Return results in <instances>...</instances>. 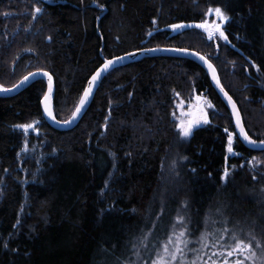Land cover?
<instances>
[{
    "label": "trees",
    "instance_id": "obj_1",
    "mask_svg": "<svg viewBox=\"0 0 264 264\" xmlns=\"http://www.w3.org/2000/svg\"><path fill=\"white\" fill-rule=\"evenodd\" d=\"M215 8L227 19V39L192 26ZM182 24L189 27L171 32ZM164 48L206 58L248 136L264 140V0H0V88L49 73L61 122L104 59ZM44 92L37 81L0 98V264H126L145 238L140 264H148L178 234L189 262L198 250L238 240L264 251V202L256 203L264 200V171L237 169L264 164V151L239 142L197 64L150 57L114 69L68 132L45 123ZM195 96L212 111L179 144L174 101ZM31 121L37 135L26 137L22 126ZM227 167L236 170L224 184ZM165 170L175 190L160 197Z\"/></svg>",
    "mask_w": 264,
    "mask_h": 264
},
{
    "label": "rangeland",
    "instance_id": "obj_2",
    "mask_svg": "<svg viewBox=\"0 0 264 264\" xmlns=\"http://www.w3.org/2000/svg\"><path fill=\"white\" fill-rule=\"evenodd\" d=\"M214 10V9H212ZM36 12V11H35ZM226 20L219 19L214 11L213 12H207L204 20L201 23L193 24L192 26L202 30L206 35H209L210 32H212L211 38L218 37L222 40L223 37L220 36V33L215 31L216 26H219L220 31L223 32L224 25L226 23ZM199 25H204V27H198ZM171 27V32H178L186 27ZM191 26V25H190ZM207 28V30H206ZM200 97H193L191 100H185L182 101L179 98H176L174 101V111L172 114V118L176 122V130H177V137L176 142L182 143L189 140L193 129H196L198 127H202L207 125L208 123V112L212 111V106L210 105L209 101L205 99V101H199L198 99ZM201 105V106H200ZM200 106L199 111H195V109ZM71 116V115H70ZM70 118V117H69ZM68 120V119H67ZM205 120L207 122H205ZM64 122V121H63ZM25 125H31L32 127H29L27 131H25L24 127ZM35 122L31 121L29 123H26L22 126V129L25 131V136L28 137L30 134H36L37 131H35L34 128ZM191 128L190 134L188 136H184L182 132V128ZM34 130V132H33ZM231 136V146L233 148V135H229V138ZM229 138L227 141L226 151L229 155H232V152L228 151L229 147ZM29 156H31L29 154ZM169 158V157H167ZM168 160V159H167ZM166 162V161H165ZM249 164H246L245 162H242L237 169L243 170L245 168H254V166L257 168V172L260 174L262 171H264V164H261L257 162V160H250ZM165 168V167H164ZM235 167H227L222 175V183H226L227 177L235 171ZM167 170L163 173V178L160 180V188H159V196L160 197H167L169 194V189L173 188V186H169V180L167 175ZM169 172V170H168ZM227 173V175H226ZM164 188V189H162ZM175 190V188H173ZM247 196H252V192H245ZM161 200V199H159ZM156 201V200H155ZM256 203H263L264 200L262 198L256 199ZM176 235V238L172 239L171 237L167 239V241L163 244H160L159 247L156 250L155 255L150 259V262L148 264H236L237 261H243V264H264V251L254 248L253 245L250 243V241L247 240H238V242H243L241 245L244 247L243 253L236 251L237 244H234L230 246L229 248H220L218 249L216 246L211 247L210 249H201L198 250L197 254L195 255L194 259L192 261H187V258H182V254L180 253V247L183 245L182 240ZM145 239H143L142 242H140V245L134 250V254L131 260H129L126 264H140L144 260V253H145ZM247 245H251V248H247ZM183 250V246L181 247ZM201 252V253H200ZM232 253V255H229V253ZM245 257H248V259H245ZM146 264V261H144Z\"/></svg>",
    "mask_w": 264,
    "mask_h": 264
},
{
    "label": "water",
    "instance_id": "obj_3",
    "mask_svg": "<svg viewBox=\"0 0 264 264\" xmlns=\"http://www.w3.org/2000/svg\"><path fill=\"white\" fill-rule=\"evenodd\" d=\"M150 57H167V58H175V59H187L195 64H197L201 69L204 70L213 90L215 91L218 98L221 100L223 105L226 107L227 111L230 114L233 128L236 134L237 139L239 142L248 150L253 152H262L264 151V140H254L250 136L249 139L251 141H255V145L252 143H249L248 140H245L244 135L241 134L240 128L243 127V123L240 117V113L238 110L237 105L235 102L231 99V102L229 101L230 95L222 88V86L219 83L218 75L213 67V65L202 55H200L197 52L186 50V49H148V50H141L133 53H129L123 56L114 57L110 59H104L101 64L98 66V68L92 73V76L89 80V84L85 91L82 94V97L80 98V101L73 112L71 118L65 122V123H59L55 120L53 115V102H52V94H53V80L49 73L45 71H34L31 74L27 75L24 79L20 80L16 85H14L11 88L2 89L0 88V98H11L16 95H18L20 92L28 88L31 84L37 82V81H43L46 84V91L41 99V112L43 115L44 120L47 122V124L55 130L58 131H69L73 130L81 118L84 116V114L87 112L96 91L98 90L99 86L101 85L102 81L105 79V77L114 69L119 67H125L132 62L136 61L137 59L142 58H150ZM203 57V59H201ZM109 61H112L113 63L108 68L107 71H101L106 64L109 63ZM211 66V67H209ZM100 72L99 77L94 81L93 77L96 76V74ZM45 73L47 75H45ZM49 77L51 79H49ZM27 78V79H26ZM85 93H87V97L85 98ZM47 98V99H46ZM231 98V97H230ZM81 101H84L83 104H81ZM235 105V107H233ZM79 109V111H77ZM200 107L196 108V111H198ZM245 130V129H244ZM246 132V131H245Z\"/></svg>",
    "mask_w": 264,
    "mask_h": 264
},
{
    "label": "snow or ice",
    "instance_id": "obj_4",
    "mask_svg": "<svg viewBox=\"0 0 264 264\" xmlns=\"http://www.w3.org/2000/svg\"><path fill=\"white\" fill-rule=\"evenodd\" d=\"M213 11H214L215 15L219 19L226 20V17L224 15L223 11L220 8H215L214 10H212V9L209 10L210 13L213 12ZM36 12L39 13L40 12V9L37 8L36 9ZM174 27L179 28V27H183V26L182 25H176ZM198 27H204V25H199ZM206 30H207V28H206ZM215 31L219 32L221 37H223L224 39H227V37L224 36V33L222 31H220L219 26H216ZM211 35H212V32L209 33V36L210 37H211ZM201 59H203V57H201ZM112 63H113L112 61H109V63L106 64L101 71H107L108 68L111 66ZM209 67H211V66H209ZM45 75H47V74L45 73ZM99 75H100V72H98L96 74V76L93 77V80L95 81L97 79V77H99ZM49 79H51V78L49 77ZM87 95L88 94L85 93V98L87 97ZM229 101L231 102V98L230 97H229ZM83 103H84V101H81V104H83ZM233 107H235V105H233ZM77 111H79V109H77ZM205 122H207V121L205 120ZM23 127H24L25 131H27L28 128L29 127H32V126L31 125H25ZM190 131H191V128L190 127H188V128H182V132H183V135L184 136H188L190 134ZM240 132H241V134L244 135L245 140H248L249 143H252V144L255 145V141H251L249 139V137L247 136V133L245 132V130H244L243 127L240 128ZM231 143H232V141H231V136H230V138H229V147H228V151L229 152H232L233 151L232 146H231ZM226 175H227V173H226ZM181 235H183V233ZM233 239H237V237L233 236ZM242 244H243V242H238L237 247H236L235 250L238 251V252L243 253L244 247L241 246ZM246 247L250 249L251 248V245H247ZM229 255H232V253L230 252ZM245 259H248V257H245ZM236 264H243V261H237Z\"/></svg>",
    "mask_w": 264,
    "mask_h": 264
},
{
    "label": "bare ground",
    "instance_id": "obj_5",
    "mask_svg": "<svg viewBox=\"0 0 264 264\" xmlns=\"http://www.w3.org/2000/svg\"><path fill=\"white\" fill-rule=\"evenodd\" d=\"M33 72H34V71H33ZM31 73H32V72H31ZM31 73H29V74H31ZM29 74H27V75H29ZM27 75H26V76H27ZM26 76H25V77H26ZM50 76H51V75H50ZM91 76H92V74L90 75V77H89V79H88V81H87V84H86V86H85V89L87 88V86H88V84H89V80H90ZM25 77H23L22 79H24ZM51 78H52V77H51ZM22 79H21V80H22ZM52 80H53V79H52ZM42 82H43V81H42ZM17 83H18V82H17ZM17 83H16V84H17ZM16 84H15V85H16ZM85 89H84V91H85ZM53 90H54V82H53ZM45 91H46V84H45ZM84 91H83V92H84ZM20 93H21V92H20ZM44 93H45V92H44ZM82 94H83V93H82ZM81 97H82V95H81ZM81 97H80V98H81ZM79 101H80V99H79ZM78 103H79V102H78ZM77 105H78V104H77ZM76 107H77V106H76ZM76 107H75V109H76ZM75 109H74V111H75ZM74 111H73V112H74ZM53 112H54V111H53ZM72 114H73V113H72ZM53 115H54V113H53ZM42 116H43V115H42ZM71 116H72V115H71ZM71 116H70V118H71ZM54 118H55V115H54ZM70 118H69V119H70ZM43 119H44V118H43ZM69 119H68V120H69ZM55 120H56L57 122H59V123H65V122L68 121V120H66V121H64V122H61V121H58L56 118H55ZM44 121H45V120H44ZM45 123L47 124L46 121H45ZM47 125H48V124H47ZM48 126H49V125H48ZM49 127H50V126H49ZM50 128H51V127H50ZM51 129H52V128H51ZM53 130H55V129H53ZM55 131H58V130H55ZM69 131H70V130H69ZM58 132H68V131H58Z\"/></svg>",
    "mask_w": 264,
    "mask_h": 264
}]
</instances>
